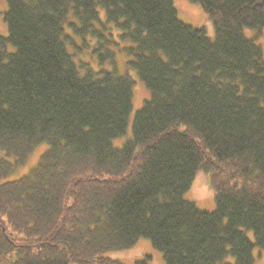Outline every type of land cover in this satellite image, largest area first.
<instances>
[{"label":"trees","instance_id":"1","mask_svg":"<svg viewBox=\"0 0 264 264\" xmlns=\"http://www.w3.org/2000/svg\"><path fill=\"white\" fill-rule=\"evenodd\" d=\"M192 1L214 37L183 21L173 0H7L0 149L15 159L0 156V262L126 264L105 252L146 236L165 264L255 263L254 248L264 249V48L245 29L262 34L264 0ZM68 27L95 40L100 65H80ZM118 52L150 90L121 147L113 139L127 133L135 82L104 66ZM44 141L35 167L2 181ZM199 170L213 210L185 197Z\"/></svg>","mask_w":264,"mask_h":264},{"label":"rangeland","instance_id":"2","mask_svg":"<svg viewBox=\"0 0 264 264\" xmlns=\"http://www.w3.org/2000/svg\"><path fill=\"white\" fill-rule=\"evenodd\" d=\"M174 4L177 8L179 17L196 27L204 26L211 37L215 36V28L213 21L208 16L207 12L204 10L202 5L198 2L192 0H173ZM8 9L7 0H0V34L4 37L9 36L8 24L4 18L5 12ZM102 11V10H101ZM103 13V11H102ZM68 34H71V37L75 39V41H71L76 43L78 47L74 48L71 43H68V49L70 52L75 53V58L77 61L82 59L84 62H80V65H89V63L93 65H100L97 61L96 55L99 56V53H93L92 47L88 44H94L95 40L84 41L77 37L71 28H67ZM256 30L254 28H246L245 34L250 38H255V40L260 43L264 48V29L262 34L256 36ZM7 50L9 52H13L15 47L13 44H7ZM130 57L125 52H118L115 57V64L104 63V66L108 69H116L119 73L125 74L129 73L132 79L134 80V97H133V107L130 113L129 125L127 133L121 136H118L113 139V145L117 147H121L128 137L131 136L132 132V121L135 116L137 110H139L146 99L150 96V90L147 88L143 80L140 78L137 69L129 65ZM114 67V68H113ZM49 147L47 142H41L35 146L33 151L29 154L26 161L17 165L13 168V170L6 175L2 181H11L20 178L21 176L27 174L33 167H35L40 161L42 153ZM5 151L0 149V156H3L9 160H14V155H5ZM185 197L193 200L196 204L204 210H213L216 207V199H215V191L210 185L209 182V174L205 170H199L196 174V177L188 191L185 193ZM248 236L254 240V233L252 230H246ZM105 255L120 260L126 264H134L137 260L149 257V264H165V259L163 256V252L155 247L150 238L146 236H142L138 239V241L129 248L124 249H114L105 252ZM254 264H264V249L255 247L254 248ZM6 260L9 258H5L0 262V264H6ZM233 256H228L227 259L220 263L225 264V262L233 261ZM8 264V263H7Z\"/></svg>","mask_w":264,"mask_h":264}]
</instances>
